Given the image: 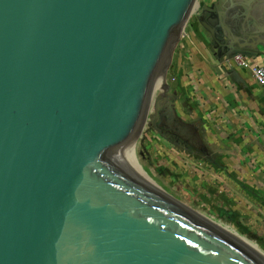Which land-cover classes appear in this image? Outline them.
<instances>
[{"label":"water","instance_id":"1","mask_svg":"<svg viewBox=\"0 0 264 264\" xmlns=\"http://www.w3.org/2000/svg\"><path fill=\"white\" fill-rule=\"evenodd\" d=\"M197 3L0 0V264H263L126 154L160 84L155 121L209 156L161 72ZM199 8L220 62L264 57V0Z\"/></svg>","mask_w":264,"mask_h":264},{"label":"crops","instance_id":"2","mask_svg":"<svg viewBox=\"0 0 264 264\" xmlns=\"http://www.w3.org/2000/svg\"><path fill=\"white\" fill-rule=\"evenodd\" d=\"M217 1L200 0L208 6ZM209 39L198 20L185 30L174 61V109L202 129L223 168L207 171L199 165L208 175L206 190L199 182V195L213 197L237 226L261 224L264 232V87L249 70L220 62L205 43ZM251 58L264 66L263 56Z\"/></svg>","mask_w":264,"mask_h":264},{"label":"rangeland","instance_id":"3","mask_svg":"<svg viewBox=\"0 0 264 264\" xmlns=\"http://www.w3.org/2000/svg\"><path fill=\"white\" fill-rule=\"evenodd\" d=\"M199 4H201L200 0L192 9L179 39L162 64L161 72H166V81L171 86L170 94L174 92V80L172 79L174 61L180 47L183 46L182 38L185 30L188 29L191 22L197 24V17L201 14ZM205 43L209 50L213 49L211 39ZM215 52L214 50L213 53L215 54ZM161 93L163 91L160 89L153 91L140 126L132 140L131 154L136 168L142 173L146 181L156 187L153 186L156 191L166 196L168 200L170 198L184 210L196 213L264 264V232L261 229V224H250L251 228L250 225L246 224L237 226L230 214L225 215L218 208L213 197L205 198L199 195L201 191L199 182L202 180L204 190H206L208 183L206 179L208 175L206 172L201 173L202 169L199 168V165L207 171L212 169L222 172L220 160L216 157L218 154L209 149L208 155L210 157L206 156L176 134L159 132L151 126V118L155 115L154 101ZM196 127L203 140L202 129ZM254 226L258 228L257 231L252 229Z\"/></svg>","mask_w":264,"mask_h":264},{"label":"built area","instance_id":"4","mask_svg":"<svg viewBox=\"0 0 264 264\" xmlns=\"http://www.w3.org/2000/svg\"><path fill=\"white\" fill-rule=\"evenodd\" d=\"M224 62L230 67L237 66L249 70L255 81L264 87V66L254 64L251 56L237 54Z\"/></svg>","mask_w":264,"mask_h":264},{"label":"bare ground","instance_id":"5","mask_svg":"<svg viewBox=\"0 0 264 264\" xmlns=\"http://www.w3.org/2000/svg\"><path fill=\"white\" fill-rule=\"evenodd\" d=\"M161 83H164V81H163V79L161 80ZM158 87L159 88H157V89H160V84L158 85ZM136 134V132L134 133V135ZM134 135L131 137V139H130V141H129V143H128V145H127V156H128V158L130 159V161H131V163L133 164V166H134V168L136 169V171L138 172V174L142 177V179L145 181V182H147L151 187H153L148 181H146L144 178V176L142 175V173L136 168V165H135V162H134V159H133V157H132V154H131V146H132V140H133V138H134ZM155 187V186H154ZM153 187V188H154ZM156 188V187H155ZM164 196V195H163ZM164 197H166V196H164ZM167 198V197H166ZM168 199V198H167ZM169 200L171 201V202H173L170 198H169ZM174 203V202H173ZM177 206H180V205H178V204H176ZM224 233V232H223ZM225 234V233H224Z\"/></svg>","mask_w":264,"mask_h":264},{"label":"flooded vegetation","instance_id":"6","mask_svg":"<svg viewBox=\"0 0 264 264\" xmlns=\"http://www.w3.org/2000/svg\"><path fill=\"white\" fill-rule=\"evenodd\" d=\"M211 47H213L212 39H211ZM150 123H151V126L154 127L156 130H159V132L169 133L167 128H165L161 123L158 122V119L155 121L154 118H151V122Z\"/></svg>","mask_w":264,"mask_h":264}]
</instances>
